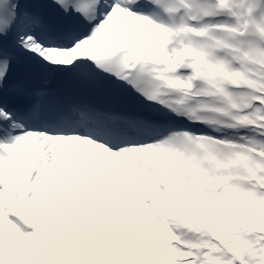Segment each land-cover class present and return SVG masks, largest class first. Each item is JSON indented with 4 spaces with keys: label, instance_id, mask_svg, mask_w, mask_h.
<instances>
[{
    "label": "snow or ice",
    "instance_id": "6c2138e0",
    "mask_svg": "<svg viewBox=\"0 0 264 264\" xmlns=\"http://www.w3.org/2000/svg\"><path fill=\"white\" fill-rule=\"evenodd\" d=\"M0 264H264V0H0Z\"/></svg>",
    "mask_w": 264,
    "mask_h": 264
}]
</instances>
